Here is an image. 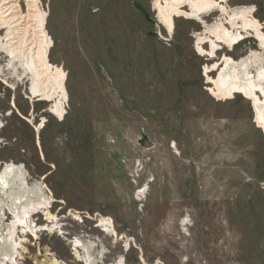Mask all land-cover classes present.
I'll use <instances>...</instances> for the list:
<instances>
[{
	"label": "rangeland",
	"instance_id": "obj_1",
	"mask_svg": "<svg viewBox=\"0 0 264 264\" xmlns=\"http://www.w3.org/2000/svg\"><path fill=\"white\" fill-rule=\"evenodd\" d=\"M41 3L50 61L67 75L64 118L7 79L0 56V165H22L27 183L42 185L56 224L38 239L17 231V263L42 264L48 248L83 264L70 244L79 238L94 243V264H264V132L241 96L208 93L211 61L194 45L201 23L177 18L168 36L153 0ZM227 5L252 6L264 21V0ZM256 46L247 39L217 58ZM32 217L45 225L43 211ZM11 222L5 211L0 233Z\"/></svg>",
	"mask_w": 264,
	"mask_h": 264
},
{
	"label": "bare ground",
	"instance_id": "obj_2",
	"mask_svg": "<svg viewBox=\"0 0 264 264\" xmlns=\"http://www.w3.org/2000/svg\"><path fill=\"white\" fill-rule=\"evenodd\" d=\"M24 1L26 12L23 14L19 0H0V56L7 60L5 69L9 74L6 73V76L7 79L25 82V90H28L30 99L50 103L49 113L62 120L68 97L67 75L62 68L50 61L49 52L53 43L46 30L47 15L42 9L41 0ZM227 2L228 0H153L152 7L156 11L158 24L168 36L174 32L177 18L201 23L202 30L196 33L194 45L199 56L211 61L210 65L203 66L208 93L218 101L241 96L251 104L254 122L264 132V21L260 22L255 18L254 7L242 5L232 8ZM213 13H217V18L212 24H207L203 19ZM247 39H254L256 50H248L245 56L238 59L226 54L217 58L219 51L226 48L232 52ZM3 72L0 67V74L3 75ZM211 74L214 76L211 77ZM3 83L7 82L4 80ZM12 105L14 106V102ZM23 168L14 163L0 165V223L5 211L12 216L6 232L0 233V264H18L17 259H21V241L17 231H20L24 239L27 236L38 239V232L51 234L56 228L54 217L49 211L51 197L45 194L42 185L30 186L27 183ZM41 211L44 212L45 225H33L32 216ZM182 225L186 226L185 221ZM99 226L102 227L101 232L115 235L109 219H101ZM70 244L76 262L94 264L95 256L91 255L94 243L83 244L81 239L74 238ZM98 256L101 257V253ZM43 257L42 264H65L54 257L48 248L44 249ZM115 264L123 263L119 260Z\"/></svg>",
	"mask_w": 264,
	"mask_h": 264
},
{
	"label": "water",
	"instance_id": "obj_3",
	"mask_svg": "<svg viewBox=\"0 0 264 264\" xmlns=\"http://www.w3.org/2000/svg\"><path fill=\"white\" fill-rule=\"evenodd\" d=\"M143 143L145 144V142L143 141Z\"/></svg>",
	"mask_w": 264,
	"mask_h": 264
}]
</instances>
